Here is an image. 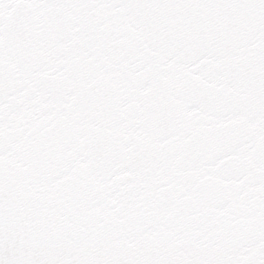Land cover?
Listing matches in <instances>:
<instances>
[{
	"label": "snow or ice",
	"instance_id": "1",
	"mask_svg": "<svg viewBox=\"0 0 264 264\" xmlns=\"http://www.w3.org/2000/svg\"><path fill=\"white\" fill-rule=\"evenodd\" d=\"M0 264H264V0H0Z\"/></svg>",
	"mask_w": 264,
	"mask_h": 264
}]
</instances>
